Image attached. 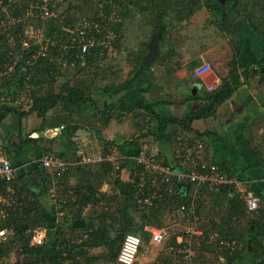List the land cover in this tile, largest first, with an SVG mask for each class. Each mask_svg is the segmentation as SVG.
Listing matches in <instances>:
<instances>
[{
  "label": "trees",
  "instance_id": "16d2710c",
  "mask_svg": "<svg viewBox=\"0 0 264 264\" xmlns=\"http://www.w3.org/2000/svg\"><path fill=\"white\" fill-rule=\"evenodd\" d=\"M92 1L75 0L74 2L69 0L67 2V9L58 16H54L48 23L46 33L49 41L45 42L49 44L53 42L57 45L67 43L68 33L66 29L69 28L72 22L81 18L86 11L85 8L89 7L87 4H92ZM161 1L158 6L161 8V12L156 17L153 36L160 28H163L161 39L164 40L166 38L169 26L167 17L171 12H174V15L177 17L176 19L181 22L186 17L192 15L197 7L206 5V7L213 10L216 14V23L219 27L236 37V48L233 51L234 56L229 72L220 74V84L203 96H190L191 99L199 98L204 100L205 105L199 109L192 110L183 118L162 115L155 108L157 102H153L152 100L149 102L138 101L137 103H132L127 99H119L120 105L117 102L109 105L108 108L111 111L113 109H120L125 112L146 111L149 115L157 118L158 124L156 125V130L158 131L166 130L169 124H178L186 128L190 127L194 119L209 116L216 106L229 99L240 86L241 75L238 71L237 63L245 38L241 34V21L235 22L232 18H238V16L244 17L246 22L259 33L262 42L261 56L256 63L257 66L248 71H243L244 77L249 78L257 73L264 75V0H245L243 6H240V0H232L231 2H228V0L225 2L221 0ZM5 2L8 3V0H5ZM157 4L156 0H127V12L123 14V19L119 23V35L114 43V47L120 46L122 26L127 15H129L130 6L136 5L141 10H146L151 7H157ZM8 10L11 13L21 11L19 6L15 8H11L10 6ZM78 11H80L79 15H77ZM10 28L11 32L9 34L17 38V32L20 31L21 27L14 25ZM147 44L148 42L143 44L144 51L140 53L135 62V68H140L144 71L150 67V65H146L143 62V58L148 53ZM108 51L110 50L105 49L102 55H100L99 50H92L89 55H85L86 64L84 66H82V59L80 58L78 66L71 68L69 61L76 57V50L70 46L66 49L59 46H50L47 56L41 57L36 66L30 67L29 70L33 74L29 85L26 84V74L30 73V71L26 72L22 70L20 67L23 62L22 59H20L19 65L13 71L9 85L11 84L13 88L28 89L30 99H32L29 111L36 110L38 115L42 117H45L52 107H61L62 105L66 109H82L84 106L88 107L90 105L93 107L95 103L91 99L93 98L91 93L87 91V79L85 81H77L76 83H72L73 80L71 79L79 77L82 74L84 75L90 65L106 58L109 53ZM173 51L174 49L171 48V55ZM18 52V50L12 52L11 56H16ZM27 54H29V50L24 52L23 58H26L25 55L27 56ZM162 58L166 59V56ZM197 60L195 59L193 68L197 66ZM67 68L71 71L70 76L59 85V92H53L56 90V81L59 76L62 77L65 74ZM91 81L94 82V77ZM114 87L115 84L106 86L103 91L104 93L109 92ZM43 88L47 89L45 93L43 92ZM9 109L20 114L28 113V111H18L17 107L14 106L9 107ZM106 112L109 114L108 110ZM173 135L175 136V133ZM260 160L264 164V158L262 157ZM125 162L118 171L119 176L114 178L113 181L117 192L114 195L108 196V198L102 192L99 193V190L104 180L107 179L109 173L112 171L111 164H98L94 170L89 165H79L82 178L79 179V183L74 187L75 194L71 197L68 204L69 215L62 222H65L63 224L68 225V228L77 234L80 231H78L79 227L74 222L88 218V222L82 225L81 228L87 236L85 235V238H83L81 235V243L72 244L68 240L69 229L63 228L62 225L58 226L53 242L46 241V244L38 249H30L28 246L25 248L30 254L23 262L25 264H66V262L68 264H92L100 255L88 256L87 250L89 248L104 247L109 253L111 262L115 264L126 234L130 232L136 233L141 237L143 243H150V241L152 242L150 233L145 230V226L163 227L177 223L181 213L179 209L181 206L186 205L188 213L192 212L193 216L199 218L197 228L205 235L204 238L194 236L192 244L194 264H210L211 258L218 259L220 264H264V205L262 202L259 205V214L257 212V215L256 213L247 211L246 202L238 195L230 194L231 187L222 186L216 192L208 188L209 190H205L206 194L202 193L200 197L193 201V194L191 195L190 193L193 186L176 184L173 193H169L168 191L165 193L166 189L164 188L162 195L154 197L150 203L140 204L137 201L139 196L137 189L141 183L139 173L143 169V166L139 165L135 167L133 165L130 178L123 180L120 177V173L125 166ZM165 163L169 164L170 162ZM170 164L176 165V163ZM64 175L65 173L60 177ZM153 189L155 187L151 185L148 179L144 190L149 192ZM255 191L262 199L259 190L255 189ZM140 196L144 197L145 195ZM87 207H90V210L85 213ZM190 220H193L192 217ZM94 221H97L96 225ZM2 224V226L9 227L14 231L10 241L0 246V253L8 256L14 247L13 244L16 242L23 241L28 243L29 235L26 232L28 228L38 225L45 226L44 207L37 197L23 211L11 210L9 218ZM214 234L217 235L216 240L214 242L209 241L208 237ZM76 237V235H73V238ZM177 239L178 234L168 243L176 245ZM220 240L226 241V244L222 245ZM76 256L77 258H75Z\"/></svg>",
  "mask_w": 264,
  "mask_h": 264
},
{
  "label": "crops",
  "instance_id": "0c3cea01",
  "mask_svg": "<svg viewBox=\"0 0 264 264\" xmlns=\"http://www.w3.org/2000/svg\"><path fill=\"white\" fill-rule=\"evenodd\" d=\"M72 1L75 2V0ZM232 19L235 22L241 21V34L245 38L237 63L241 84L234 94L216 106L209 116L194 119L188 129L197 136L206 139L211 158L219 165L224 174L249 181L254 189L259 190L262 197L261 202L264 205V164L260 160L262 157L264 158V126L259 129V138L262 137L259 139L260 141L258 137L246 133L250 117L261 115L264 111V75L257 73L245 78L243 72L257 66L256 63L261 56L262 42L259 33L246 22L244 17L238 16V18ZM9 32H11L10 29ZM12 36L14 37V35L4 36L0 40L2 43L0 44V155L9 159L18 168L15 187L22 200L30 204L38 197L43 205L46 221L43 227L49 231L47 241L50 243L55 239L58 226L62 225L63 228L70 230L68 225L63 224L65 222L62 221L69 215V200L75 194L74 187L82 178L80 166L89 165L94 170L95 166L104 163L96 162L70 167L63 177H54L42 165L44 156L52 155L67 160L80 158L81 154L92 156L114 154L132 157L138 153L143 143H149L155 150H159L164 163H177L176 143L173 134L178 124H169L166 130L158 131L156 130L157 118L152 116L151 121L147 122L146 118L149 114L146 111L125 112L120 109L111 111L108 108L109 105L114 102L120 105L119 99H127L132 103L152 100L157 102L155 108L162 115L183 118L192 110L205 105L204 100L191 99L190 96L198 95L200 88H204L207 94L212 91L208 89V85H213L215 89L221 82L220 75L213 67L203 75L202 79L191 77L194 69L191 66L190 56H187L191 51L186 50L188 46H191V43L187 44L186 38L183 43L173 42L170 44L169 49H174L172 55L180 52L181 58L178 61H173L175 63L172 66L177 68L170 69L167 78L160 77L162 73L152 75V71L149 69L144 71L136 68V72L130 79L116 82L113 90L109 92L104 93L102 90L98 94L95 89L88 87L87 91L91 93L93 97L91 99L96 104L93 107L90 105L84 106L82 109H66L62 105L61 107H52L45 117H42L36 110L29 111L32 99H30L28 89L13 88L11 84L9 85L13 71L11 72L7 67L9 56L7 57L6 43L10 46L11 51L17 50ZM205 42V39L199 40L196 47L203 46ZM170 57L172 56L167 57L169 68H171L170 63L172 62ZM188 59L189 61H186ZM188 68L193 70H188ZM223 70V73H226V68ZM70 72V69L67 68L62 78L66 79L70 76ZM46 91L47 89L43 90L44 93ZM53 92L59 91L56 89ZM164 93L166 96H168L167 94L172 95L173 98L163 97L162 99L161 95ZM180 93H183L184 96H177ZM195 100L198 103L197 108H193ZM13 106L17 107L18 111H28V113L20 114L11 111L9 107ZM107 110L109 114L106 112ZM220 115L222 118L219 117ZM122 125L123 128H121ZM224 143H228V145L223 146ZM127 161L129 162L127 163ZM124 165L120 177L123 180H128L134 167V161L128 159ZM110 175L111 173L99 190V193L102 192L106 198L117 192L114 188V179L112 180ZM3 184L0 181V192L4 191ZM207 189L208 187L202 186L199 191L200 196ZM231 191H229L230 194H234ZM193 192L194 187L191 189V195ZM59 200H61L60 203ZM89 208H86L85 213L90 210ZM10 213L11 209L5 217L0 214V227H3L2 223L9 218ZM87 219L74 222L79 227L80 233L75 234L76 232L72 231L73 235L78 238L82 235L85 238L86 234L81 228L88 222ZM94 222L96 225L97 221ZM18 243L13 244L14 247L9 256L14 257L17 253ZM93 250L95 248H89L87 255L93 256L91 255Z\"/></svg>",
  "mask_w": 264,
  "mask_h": 264
},
{
  "label": "built area",
  "instance_id": "2783aa9c",
  "mask_svg": "<svg viewBox=\"0 0 264 264\" xmlns=\"http://www.w3.org/2000/svg\"><path fill=\"white\" fill-rule=\"evenodd\" d=\"M69 1V0H68ZM67 0H0V40L2 36H11L9 29L11 26H20L17 32V38L11 37L16 43L19 51L16 56H11L10 46L6 43L8 69L12 72L15 67L23 60L21 68L23 71H30L26 74V84L29 85L32 78L30 67L36 66L41 57L47 56L50 46H59L66 49L68 46L76 50V57L69 61V66L75 68L78 66V60L82 59V66L86 64L85 55H89L92 50H99L102 55L105 49H111L116 42L119 32V23L123 19V14L127 11V0H94L93 7L89 5L80 19L70 24L66 29L68 33V42L64 45L55 43H46L49 41L46 29L51 19L57 15L61 5L67 3ZM72 1V0H70ZM20 7L21 11L11 13L7 9ZM12 11V10H11ZM29 50L26 58L24 52ZM101 51V52H100ZM13 57V58H11ZM212 70V63L207 58L202 57L200 63L191 73L193 79H202L203 75ZM32 85V84H31ZM208 89L213 90V85H208ZM152 116L149 115L146 120L150 122ZM264 130V129H263ZM175 143L177 152V163H164L159 150H155L149 143H143L138 153L132 157L120 155H102L81 154L80 158L74 160L62 159L52 155H46L42 158V165L54 177L62 176L70 167H77L81 164L92 163H110L112 166V180L119 176V170L122 164L132 159L134 166H143L140 171L141 183L137 189L139 194L137 201L140 204L150 203L151 199L158 195L174 192V185L184 184L194 187L193 201L200 197V188L208 187L218 191L222 186L232 188V192L237 194L246 202L247 211L257 213L261 202L260 196L252 187L249 181L238 179L234 176L224 174L219 165L213 161L207 149L205 138L197 136L188 128L179 126L175 129ZM149 181L155 189L146 192L145 183ZM18 178V168L13 163L0 155V181L3 182L4 191L0 192V214L5 217L9 210L23 211L27 207L21 196L16 190V180ZM163 187V188H162ZM3 193V194H2ZM140 195H145L144 197ZM61 200L58 202L60 203ZM57 202V201H56ZM57 202V203H58ZM181 212L192 221L184 227L183 232L178 235L177 244H168L170 238V226L155 227L146 225L145 230L150 233L151 240L156 245L167 243L165 254L162 255V264H194L192 244L194 236L205 237L201 230L197 228L199 218L188 213L186 205L180 207ZM62 213V212H61ZM191 216V217H190ZM29 235L28 243L23 241L18 243L17 253L14 257L5 256L0 253V264H25L23 261L29 257V252L25 250L38 249L46 244L48 238V229L38 225L27 229ZM14 231L6 226L0 227V246L10 241ZM217 235L208 237L209 241H215ZM68 240L72 244L81 243L82 238H73L72 230H68ZM220 243L226 244V241L220 240ZM143 245L141 237L133 232L126 234L121 248L117 255L116 264H137L140 249ZM67 263V262H66Z\"/></svg>",
  "mask_w": 264,
  "mask_h": 264
},
{
  "label": "rangeland",
  "instance_id": "374dc122",
  "mask_svg": "<svg viewBox=\"0 0 264 264\" xmlns=\"http://www.w3.org/2000/svg\"><path fill=\"white\" fill-rule=\"evenodd\" d=\"M231 1L232 0H228V2ZM156 2L158 3L157 7H151L146 10H141L140 7L136 5L130 6L128 12L129 15L126 17L122 26L120 46H113L110 51H108L109 53L107 54L106 58L90 65L84 75L82 74L79 77L71 79L73 80L72 83H76L80 80L85 81L87 79L86 81L88 83V87L95 89L97 91L96 93L99 94L106 86H111L118 81L122 82L124 80L130 79L136 72V58H138L140 53L144 51L143 44L149 42L154 34L153 29L155 27L156 17L158 13L161 12V8L158 6L162 1L156 0ZM244 3L245 0H240V6H243ZM94 4L95 1L93 0L92 4L89 3L87 5H92L90 7H93ZM67 7L68 3H63L57 12V16L61 14V12L65 11ZM85 9H87V7ZM83 11L81 12L83 13ZM79 13L80 11H78L77 15H79ZM176 18L177 17L174 15V12H171L167 17L169 23L168 33L164 40L160 39V42H162L159 47V56L149 64V70L152 71L151 74L154 75L157 73H162L160 74V77L167 78L169 76V70H175L177 68L172 66L175 63L173 61H178V59L181 58V53L178 52L176 55H171L169 47L173 42H176V44H180L181 42L183 43L186 38L187 44L189 42L191 43V46H188L187 49H185L187 51H191V53H188L187 56H190L189 58H191L192 67H194L193 65L195 64V59H198L197 63H199L201 58L204 57L211 61L213 69L216 70L219 75L223 73L224 68H226L227 73L234 56L233 51H235L236 48V37L234 35L230 36L229 32H226L219 27V25L216 23L217 16L214 11L206 7V5H203L202 7H197L192 15L186 17L181 22H179ZM201 39L202 41L205 39L206 42L203 44V46L196 47V44L199 43V40ZM163 56H166V59L162 58ZM169 56H172L170 57L172 58V62L170 63L171 68H169V62L167 59ZM186 61H189V59ZM193 69L188 68V70ZM93 77L94 82L91 81ZM64 81L65 79L62 77L59 78L56 81V89H59V85ZM205 94L206 90L204 88H200L198 95L203 96ZM167 95L168 96H166V93H164L161 95V98H173L172 95ZM177 96L182 97L184 94L180 93ZM196 102V100L193 102L195 104L193 108H197L198 103ZM219 117L222 118L221 115ZM263 126L264 111L261 113V115L258 114L250 117V120L247 122L246 133L258 137L259 140L262 138H259V129H262ZM123 127L124 126L122 125L121 128ZM226 144L228 145V143H224L223 146ZM178 219L179 221L177 223L170 224V238L168 242H170V240L175 235H180L183 232L184 227H186V225L191 222L189 217H183V214L181 213L180 218ZM167 243L163 245H156L151 241L150 243H143L142 249L139 253L138 264H161V262H163L161 257L163 254H165L166 246L168 245ZM91 255H100L98 259L92 262V264H113V262L110 260L107 249L104 247L95 248V250L91 252ZM210 264H220V261L216 258H211Z\"/></svg>",
  "mask_w": 264,
  "mask_h": 264
},
{
  "label": "water",
  "instance_id": "95a60500",
  "mask_svg": "<svg viewBox=\"0 0 264 264\" xmlns=\"http://www.w3.org/2000/svg\"><path fill=\"white\" fill-rule=\"evenodd\" d=\"M221 1L225 2L226 0H221ZM162 32H163V28H160L147 44L148 53L143 58V62L146 65H149L151 62H153L160 54L159 42L162 37Z\"/></svg>",
  "mask_w": 264,
  "mask_h": 264
}]
</instances>
